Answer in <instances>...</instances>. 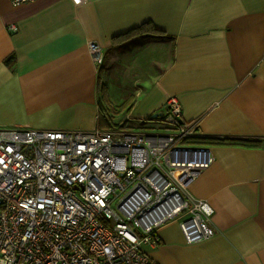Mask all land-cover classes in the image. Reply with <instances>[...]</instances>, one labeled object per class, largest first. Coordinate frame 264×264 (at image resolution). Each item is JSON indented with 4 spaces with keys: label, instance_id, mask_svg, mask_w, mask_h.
Here are the masks:
<instances>
[{
    "label": "crops",
    "instance_id": "1",
    "mask_svg": "<svg viewBox=\"0 0 264 264\" xmlns=\"http://www.w3.org/2000/svg\"><path fill=\"white\" fill-rule=\"evenodd\" d=\"M144 21L166 37L113 38ZM89 41L101 46L98 66ZM168 95L194 125L189 141L209 150L188 191L213 208L215 233L187 243L172 220L147 255L264 264V0H0V127L107 129L98 122L107 112L148 128Z\"/></svg>",
    "mask_w": 264,
    "mask_h": 264
},
{
    "label": "built area",
    "instance_id": "2",
    "mask_svg": "<svg viewBox=\"0 0 264 264\" xmlns=\"http://www.w3.org/2000/svg\"><path fill=\"white\" fill-rule=\"evenodd\" d=\"M87 48L98 66L101 46ZM180 116L168 95L157 129L0 127V264H158L145 246L159 226L213 235V208L188 191L211 156Z\"/></svg>",
    "mask_w": 264,
    "mask_h": 264
},
{
    "label": "trees",
    "instance_id": "3",
    "mask_svg": "<svg viewBox=\"0 0 264 264\" xmlns=\"http://www.w3.org/2000/svg\"><path fill=\"white\" fill-rule=\"evenodd\" d=\"M136 35H145L148 36L150 38H155V39H161V38H165L166 34H164V31L156 28L150 21H144L132 28H130L129 30L117 34L115 35L113 38H115L116 40H119V42L124 41L126 39H129L131 37H134ZM12 59V56H9L5 59V62H9ZM98 94H99V98L101 100H107V85L106 82L102 80V67L99 66V72H98ZM115 112L117 113L118 110H115ZM107 112L101 113L100 117H99V124L107 127V128H113L115 126H120V127H126L125 125V121H123L122 123H113L111 121V119L108 118V116L106 115Z\"/></svg>",
    "mask_w": 264,
    "mask_h": 264
},
{
    "label": "rangeland",
    "instance_id": "4",
    "mask_svg": "<svg viewBox=\"0 0 264 264\" xmlns=\"http://www.w3.org/2000/svg\"><path fill=\"white\" fill-rule=\"evenodd\" d=\"M125 107H126V106L124 105V106H123V109H124V110L121 109V111L124 112V111H125ZM117 113H119V111H118ZM141 122H143V121H140L139 123H141ZM145 122H146L145 124L149 125V127H150L151 129H157L158 126H161V124H160L161 121H160V120H159V121H157V120H148V121H145ZM140 125H141V124H138V125H136V126H137V127H140Z\"/></svg>",
    "mask_w": 264,
    "mask_h": 264
},
{
    "label": "water",
    "instance_id": "5",
    "mask_svg": "<svg viewBox=\"0 0 264 264\" xmlns=\"http://www.w3.org/2000/svg\"><path fill=\"white\" fill-rule=\"evenodd\" d=\"M160 113H161V112H153V113L150 115V117H151V118H155V117L159 116Z\"/></svg>",
    "mask_w": 264,
    "mask_h": 264
}]
</instances>
